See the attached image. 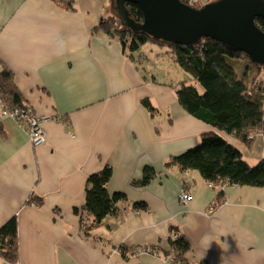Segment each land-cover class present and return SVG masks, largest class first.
Instances as JSON below:
<instances>
[{"label":"crops","instance_id":"1","mask_svg":"<svg viewBox=\"0 0 264 264\" xmlns=\"http://www.w3.org/2000/svg\"><path fill=\"white\" fill-rule=\"evenodd\" d=\"M114 6L0 0V70H11L23 102L48 118L46 142L34 146L21 119L0 115V226L17 219V263L163 264L173 230L190 244L182 264H264V186L210 185L173 162L212 127L176 101L169 49L148 55L144 44L129 54L98 27ZM251 138L249 153L264 157V133ZM227 139L250 164L247 146ZM105 165L108 192L126 199L88 232L80 225L86 179ZM147 166L154 176L137 184ZM150 246L157 254L140 251Z\"/></svg>","mask_w":264,"mask_h":264},{"label":"trees","instance_id":"2","mask_svg":"<svg viewBox=\"0 0 264 264\" xmlns=\"http://www.w3.org/2000/svg\"><path fill=\"white\" fill-rule=\"evenodd\" d=\"M179 1L195 8L217 0ZM126 7L134 21H142L143 14L137 4L129 2ZM115 18L119 21L117 15L111 16L101 20L98 27L107 34H114L123 51L129 54L137 52L142 45L152 41L169 48V55L175 64L188 72L193 80V83L183 80L177 84L176 101L185 112L212 127L201 134L196 146L174 157L173 162L182 170H197L210 185L264 186V157L254 165L249 164L227 139L229 136L250 148L253 143L251 137L257 132L264 133V80L261 78L264 66L252 62L247 54L210 37L186 45L160 42L144 33L128 31L120 23L119 27H115ZM255 20L263 31L264 18ZM23 101L14 85V75L3 67L0 70V104L5 102L8 108L21 112L29 109ZM142 102L149 111H154L148 99L144 98ZM111 174V168L105 165L86 179L83 213L87 217H83L80 224L85 231L94 230L108 214H115L117 202L126 199L124 192H108ZM154 174V169L147 166L136 183L147 184ZM221 195L222 189L218 191V196ZM144 207L143 202L134 203V208ZM16 229L15 216L0 226V257L11 264H18ZM172 233L174 235L167 238L169 247L165 251L172 253L174 263L182 264V255L190 244L184 235L173 230ZM120 250L124 254V248L120 246Z\"/></svg>","mask_w":264,"mask_h":264},{"label":"water","instance_id":"3","mask_svg":"<svg viewBox=\"0 0 264 264\" xmlns=\"http://www.w3.org/2000/svg\"><path fill=\"white\" fill-rule=\"evenodd\" d=\"M129 2L141 9V22L129 14ZM114 4L119 23L128 31L184 45L210 37L264 66V30L255 20L264 18V0H217L195 8L179 0H114Z\"/></svg>","mask_w":264,"mask_h":264},{"label":"built area","instance_id":"4","mask_svg":"<svg viewBox=\"0 0 264 264\" xmlns=\"http://www.w3.org/2000/svg\"><path fill=\"white\" fill-rule=\"evenodd\" d=\"M206 4V3H205ZM0 115H7V114H13L17 118L21 119L22 125L27 129L28 135H29V140H31L32 144L35 145H40L46 142V131L43 128V123L48 119L47 117H41L39 115H36L35 113L32 112L31 108L23 110L21 112H18V110H12L8 108L5 102H1L0 104ZM191 193L188 189L182 188L181 193L179 194V200L182 202L186 203L190 199ZM174 235L169 234L167 236L170 237ZM166 238V239H167ZM141 252L145 253H151L157 254V250L153 249L151 246L150 247H143ZM164 263L163 264H178L174 263V256H172L170 253L164 254Z\"/></svg>","mask_w":264,"mask_h":264},{"label":"rangeland","instance_id":"5","mask_svg":"<svg viewBox=\"0 0 264 264\" xmlns=\"http://www.w3.org/2000/svg\"><path fill=\"white\" fill-rule=\"evenodd\" d=\"M145 44L146 45L143 46V49L145 50V52L148 53V55H152L153 53L155 54L158 51H163L165 48L169 49L166 46L163 48L162 45H158L154 41L147 42ZM152 51H153V53L151 54ZM163 66H165V65L163 64ZM174 67L176 68V71H177V73L179 75V76H176V79H179L180 81H183V79H186V80L188 79L189 82L187 81V83H193V80H192V78H190V74L188 72L184 71L181 67H179L177 65V63L176 64L174 63ZM261 78H262V80H264V72L261 73ZM194 85H196L195 82H194ZM237 143H240V142H237ZM238 146H239L240 149H242L240 144H238ZM249 151H250L249 148L246 147L244 149L243 153H245V154L247 153V157H249V159H250L249 160L250 164L254 165L257 162V160H258L257 156H259V155H257V154H259V153H254L255 156L257 155L256 157H254V155H252L253 154L252 152H254V151H252L251 154L249 153Z\"/></svg>","mask_w":264,"mask_h":264}]
</instances>
